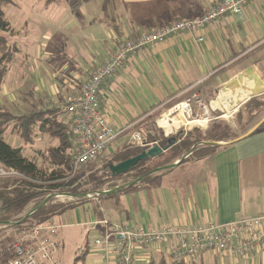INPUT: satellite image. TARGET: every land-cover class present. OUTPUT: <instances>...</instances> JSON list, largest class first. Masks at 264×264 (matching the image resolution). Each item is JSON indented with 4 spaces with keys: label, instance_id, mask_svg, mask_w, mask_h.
I'll return each instance as SVG.
<instances>
[{
    "label": "crops",
    "instance_id": "0c3cea01",
    "mask_svg": "<svg viewBox=\"0 0 264 264\" xmlns=\"http://www.w3.org/2000/svg\"><path fill=\"white\" fill-rule=\"evenodd\" d=\"M218 1L68 0L66 6L71 13H82L78 22L82 25L80 30L96 23V32L94 36L84 33L79 53L69 42L65 45L67 54L55 56L52 46V58L64 60L61 63L65 77L63 85L57 86L58 81L52 83L46 77L47 84L40 87L37 97L32 90V98H27L31 101L23 98L22 103H26L29 110L38 98L43 102H55L77 94L88 76L103 64L119 43L166 22L199 16ZM94 8L96 14L92 15L89 11L93 13ZM68 18L64 28L75 20L72 14ZM201 34L202 41L197 40L199 33L182 32L149 45L128 57L103 82L99 89L101 113L110 126L123 130L108 147L107 162L118 163L112 158L125 147H142L132 141L131 135L139 132L143 139L145 135H152L156 115L191 93H199L211 111L222 107L229 113L238 103L247 102L243 100L257 87L253 75L261 79L264 87V0H250L242 13L227 14L209 24ZM88 36L93 37L86 39ZM38 44L37 50H40L43 42ZM45 48L48 50L49 46ZM249 67H252L251 72H248ZM239 98L241 100L234 106ZM62 115L68 122L69 116L65 112ZM33 139L26 152L39 162L42 156L37 150L46 155L56 140L48 134H38ZM38 140L50 146L40 147ZM156 175L150 181L141 180L126 189H122V185L115 186L113 188L120 187L122 191L80 201L56 216L60 240L65 243L63 239L71 233L73 237L68 240L77 245L71 264H115V259L107 257L103 247L93 242L105 234L102 221L118 228L188 227L264 215V127L235 143L220 145L207 156L184 160L176 168ZM108 196L110 199H100ZM154 245L134 249L133 264H170L167 253L162 249L158 251ZM64 248L59 252L61 264ZM213 255L220 256V261L214 258L212 264H264V249L240 258L216 250L197 256L202 262ZM184 263L198 264L195 259Z\"/></svg>",
    "mask_w": 264,
    "mask_h": 264
},
{
    "label": "built area",
    "instance_id": "2783aa9c",
    "mask_svg": "<svg viewBox=\"0 0 264 264\" xmlns=\"http://www.w3.org/2000/svg\"><path fill=\"white\" fill-rule=\"evenodd\" d=\"M249 1L219 0L199 16L166 22L150 32H144L138 37L116 45L103 64L88 76L79 92L66 96L63 101L62 108L69 116L75 135L74 168L94 162L123 132L122 129H115L106 122L101 113L99 89L128 57L149 45L182 32L199 33L197 40L202 41L201 32L209 24L227 14L242 13ZM210 111V107L200 94L195 92L160 113L155 123L165 136H172L176 135L182 126L209 122ZM174 119L179 124L175 125ZM160 120L167 121L170 129L166 130L160 124ZM131 139L141 146L151 147L157 144L155 141L145 143L139 132L133 133ZM18 175L16 171L0 166V177ZM94 192L88 195V198L99 196ZM101 224L106 229L105 234L95 238L93 242L95 245H101L105 255L115 259V264H133V250L150 244L166 245V253L171 262L186 261L208 250L246 257L264 249V215L225 223L194 224L188 227L118 228L109 226L106 221H102ZM6 225L0 224V228L3 229ZM58 229L57 221L50 218L29 230L19 232L0 253V264H61L59 252L62 241Z\"/></svg>",
    "mask_w": 264,
    "mask_h": 264
},
{
    "label": "trees",
    "instance_id": "16d2710c",
    "mask_svg": "<svg viewBox=\"0 0 264 264\" xmlns=\"http://www.w3.org/2000/svg\"><path fill=\"white\" fill-rule=\"evenodd\" d=\"M45 1L50 2L53 0ZM11 2L12 0H0V90L8 72V63L17 52L16 46L10 45L4 35V33L12 34L13 32L3 11V7ZM251 102L255 104L253 107L255 114L253 116L260 111L259 109L264 110V95L261 98L260 96L251 98L248 104ZM48 103L49 101L43 102L42 99L38 98L36 102L32 103L27 112L19 114L11 112L0 103V166L19 173L18 176L0 177V221H9L5 228H0V253L5 250L6 245L19 232L29 230L50 218H55L64 211L73 208L80 201L90 199L88 197H74L67 202H57L54 198H51L31 213L24 221L19 222L27 212L38 206L47 195L51 193L82 194L92 189L101 191L96 189L102 188H100V184L97 185L94 182L97 178L95 173H89L84 180L85 183L93 182L91 183L93 185L88 188L82 187L81 181L71 175L74 170L78 169H75L73 164L75 135L72 124L70 120L67 122L62 118L64 110L61 103L55 102L54 106L51 103L48 105ZM263 127L264 122L259 128ZM8 128L16 132L24 140L25 146L14 147L4 140L5 131ZM38 134H48L53 140H56V144L48 149L46 155L37 150V154L42 156L40 162H37L35 156H29L24 153L27 150L25 149L26 145L32 142L33 138L38 136ZM144 141L145 143L155 141L158 145L166 147V150L160 155L149 158L151 161L156 158L161 160L152 167L145 166L149 159L140 161L130 171L118 176L111 174L112 172L109 171L110 174L106 173V179L109 180L116 176H128L133 173L131 176V180H133L156 167L174 163L197 143L196 141L190 142L188 137H182L181 131L175 136L166 137L148 134L147 137L145 135ZM218 147L220 145H197L185 160L200 159L215 152ZM145 148H147V145L125 147V149L116 153L112 159L119 162L140 153ZM107 163H111V161ZM156 176V173L150 174L144 177L142 181H150ZM98 178L100 180L102 176ZM102 182L104 181L102 180ZM129 182L122 184V189L130 187L131 185H125ZM122 189L118 190V192L122 191ZM170 264L185 263L184 261H178Z\"/></svg>",
    "mask_w": 264,
    "mask_h": 264
},
{
    "label": "rangeland",
    "instance_id": "374dc122",
    "mask_svg": "<svg viewBox=\"0 0 264 264\" xmlns=\"http://www.w3.org/2000/svg\"><path fill=\"white\" fill-rule=\"evenodd\" d=\"M66 5H68V0H53L50 2H47L45 0H12L11 3L3 7L5 17L9 21L13 31L12 34L4 33V35L10 45L16 46L17 52L13 56L12 60L8 63V72L4 81L5 85L3 84L0 90V103H3L2 106L15 114L27 112V104H23L22 99L26 98V100H28V97L32 98L30 96L32 94V90H35L33 94L35 97H37V95L41 91L40 87L46 86L47 84L46 77H49L52 80V83H56L58 81L57 86H61L62 81L64 83L65 77H63L64 72L61 65L62 61L64 60H61L62 58L59 60H54V58H52V46H54L55 51L58 53L57 54L55 52V56L60 57L66 55L67 49L65 45H67L69 42H72L73 46L77 47V52L79 53V48L84 43V33L94 36L96 32V23L93 27L84 28L81 31L80 28L82 27V25H80V23L78 22H80V19H82L80 17L82 13L76 11L71 13L70 8ZM95 8L93 10V13L92 10L89 11L90 14H96ZM72 10L75 9L72 8ZM70 14L74 16L75 20L71 26H69L68 28H64V24L67 20L70 19L68 18V16L70 17ZM74 27L77 28L74 29ZM93 36H88L86 37V39H90ZM39 42H43V44L40 50H37ZM44 45L49 46L48 50H46V46L44 47ZM44 52H46V54ZM74 53L75 51L73 52V54ZM47 54L48 56L44 57V55ZM48 69H50L49 74ZM43 72H45L46 75H43ZM64 99L65 96L62 100L57 99L55 102L61 103L62 105ZM250 99H248V101ZM28 101L31 100L29 99ZM248 101L242 103L236 110H231L229 113H227V111L229 110H226L224 108L222 109V107L219 110L217 109L214 111H210L209 124L200 122L201 124H204V129L193 127L192 124L182 126L180 128L182 137H188V140L190 142H198L201 140H216L219 142H226L244 134L246 131L251 129L255 122L259 119V117L264 114V110L259 109L260 111L257 112L255 116H253L255 114V111H253V107L255 104L254 102L248 104ZM55 102L49 103L53 105L55 104ZM226 113L228 115H225ZM64 116L62 115V118ZM158 118L159 115H156L154 119L157 120ZM151 130L152 135L154 136L163 135L164 137H166L163 134V131L159 127H157L156 123L155 126L151 127ZM4 140L14 147L25 146L24 140L20 138L16 134V132H13V130L11 131V129L9 128L5 131ZM37 143L39 144V146H50L49 143H43L41 140H38ZM28 147L29 145L27 144L25 149H28ZM24 153L27 154L26 150ZM106 158L107 154L105 152L94 162L78 167V169L74 170V173H72L71 175L77 177L78 181H81L80 183H82V187L84 188H88L93 185L91 184L93 182H84L89 173H95L97 178L99 176H102L100 180L99 178H96L94 181L97 185H101L100 188L102 187L101 189L96 190L110 189L131 180V176L133 173H130L128 176H116L110 178L109 180L106 179V173L110 174L109 165L112 164L107 163ZM160 160V158H156L151 162L147 161L145 166L152 167ZM189 161H192V159H189ZM102 180L104 182H102ZM88 191L92 194L95 190L92 189ZM53 198L57 202H67L72 200V198H68L65 196H58ZM100 199H110V197H101ZM54 220H56V217L54 218ZM71 237L73 236L70 233V235L63 239L65 243L62 241V248L63 246H65L63 252L61 253L63 264L72 263L74 252L77 249V245L73 243V240H68ZM154 247H156L160 252L161 249L164 251V253L167 252L166 245L160 246L155 244ZM214 258H217L216 260L220 261V256L218 255H213L209 257L208 260H203L202 262L201 259L198 258V256L188 258L186 259V261L190 262L191 260L195 259L198 264H212Z\"/></svg>",
    "mask_w": 264,
    "mask_h": 264
},
{
    "label": "water",
    "instance_id": "95a60500",
    "mask_svg": "<svg viewBox=\"0 0 264 264\" xmlns=\"http://www.w3.org/2000/svg\"><path fill=\"white\" fill-rule=\"evenodd\" d=\"M251 71H252V67H249L248 72H251ZM252 78L256 81L257 87H255L251 91L250 95L245 100H243V102L248 100V99H250L251 97L258 96V95H261V94L264 93V87L262 86L263 83H262L261 79L257 75H253ZM241 104H242V102L240 104L238 103L237 106L235 107V110ZM263 122H264V116L257 123H255L251 129L246 131L244 134H242V135H240V136H238V137H236L234 139H231L229 141H226V142H219V141H216V140H202V141H199V142L195 143L186 154H184L180 159L176 160L174 163L156 167V168L150 170L148 173L137 177L135 180H131L129 183H127L125 185H131L133 183L135 184L136 182L141 181L144 177H146V176H148L150 174H154V173L161 172V171L168 170V169H173L174 167H176L177 165L182 163L191 154L192 150L197 145H201V144H208V145H222L223 144V145H226V144L235 143V142L247 137L248 135H250L254 131H256L263 124ZM192 126L193 127H198L200 129H204L205 128L204 124H201V123L192 124ZM165 150H166V147H162V146H160L158 144H155V145H153L151 147L145 148L140 153H138V154H136V155H134V156H132V157H130L128 159H125V160H122V161L116 163L115 165H113V164L109 165V167H110L109 170H111L113 174H120V173L127 172L133 166H135L138 162L143 161V160H147L149 158H154V157L160 155ZM121 188H123V186ZM121 188L119 187V189H118L116 187V188L104 189V190H101V191H95L94 194H96V195H108V194H112V193L120 190ZM90 194H91L90 192H84L82 194L51 193V194L47 195L46 198L38 206L34 207L29 212H27L24 215V217L19 222L24 221L31 213H33L35 210H37L48 199H51L53 197H56V196H65V197H68V198L88 197V195H90ZM2 223L3 224H8L9 221H0V224H2Z\"/></svg>",
    "mask_w": 264,
    "mask_h": 264
},
{
    "label": "bare ground",
    "instance_id": "6f19581e",
    "mask_svg": "<svg viewBox=\"0 0 264 264\" xmlns=\"http://www.w3.org/2000/svg\"><path fill=\"white\" fill-rule=\"evenodd\" d=\"M241 100V98H239L238 100H236V103H235V105L234 106H236V104L239 102ZM175 120V119H174ZM160 122V124L163 126V127H165V129L166 130H169L170 129V124L167 122V121H165V120H160L159 121ZM175 125H177V124H179V122L177 121V120H175ZM190 123H193V122H190ZM207 124L209 123V122H206Z\"/></svg>",
    "mask_w": 264,
    "mask_h": 264
},
{
    "label": "flooded vegetation",
    "instance_id": "af4514ba",
    "mask_svg": "<svg viewBox=\"0 0 264 264\" xmlns=\"http://www.w3.org/2000/svg\"><path fill=\"white\" fill-rule=\"evenodd\" d=\"M139 163V162H138ZM110 168V167H109ZM111 171V170H110ZM112 172V171H111Z\"/></svg>",
    "mask_w": 264,
    "mask_h": 264
}]
</instances>
